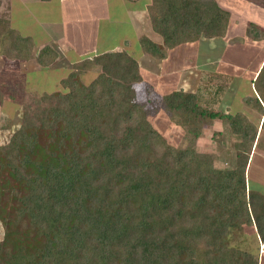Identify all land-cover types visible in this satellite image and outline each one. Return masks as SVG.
<instances>
[{
    "label": "trees",
    "instance_id": "16d2710c",
    "mask_svg": "<svg viewBox=\"0 0 264 264\" xmlns=\"http://www.w3.org/2000/svg\"><path fill=\"white\" fill-rule=\"evenodd\" d=\"M149 11L167 48L224 36L230 19L215 0H155ZM1 14L0 50L9 63L34 59L47 67L56 60L50 46L35 53L33 39ZM140 42L149 54H166L147 37ZM72 65L61 79L64 91L30 101L24 95L20 125L0 143V264H259L225 237L254 223L264 241V195L246 179L264 134V65L255 81L259 97L244 98L262 115L260 126L246 114L211 109L198 93L159 95L147 87L148 103L162 105L154 112L167 111L192 143L202 125L221 119V162L228 155L221 144L237 138L232 168L217 167L213 153L165 143L148 120L150 106L143 111L136 100L142 77L134 56L105 52ZM98 66L86 86L80 74Z\"/></svg>",
    "mask_w": 264,
    "mask_h": 264
},
{
    "label": "crops",
    "instance_id": "0c3cea01",
    "mask_svg": "<svg viewBox=\"0 0 264 264\" xmlns=\"http://www.w3.org/2000/svg\"><path fill=\"white\" fill-rule=\"evenodd\" d=\"M215 1L230 13L226 34L216 38L202 37L173 48L164 45L163 35L151 22L149 7L155 0H13L10 5L11 25L24 37L33 39L35 53L44 46H50L60 55L73 52L72 57L126 51L139 62L143 73L140 83L147 82L154 91L158 90L159 95L179 89L193 93L199 91L200 77L211 65L218 73L224 71V75L231 76V87L242 82L236 96L253 86L257 95L248 96L259 97L255 81L264 65V0ZM239 17L245 20L242 27ZM248 24L260 34L248 33ZM253 33L256 36H252ZM142 37L162 45L166 54L160 58L145 52L140 42ZM175 57L182 61L177 66L169 64ZM73 59L74 64L78 58ZM163 61H168L170 66L163 63V68ZM30 62L39 65L34 59ZM195 68H199L197 72L201 75L196 81L193 79ZM216 88L213 94L219 97L222 87L216 85ZM229 93L233 94V91ZM224 100L231 99L226 97ZM260 188L264 190V187ZM260 188L249 187L264 195ZM249 226L256 237L254 250L248 252L257 255L259 264H264V241L260 239L255 224Z\"/></svg>",
    "mask_w": 264,
    "mask_h": 264
},
{
    "label": "rangeland",
    "instance_id": "374dc122",
    "mask_svg": "<svg viewBox=\"0 0 264 264\" xmlns=\"http://www.w3.org/2000/svg\"><path fill=\"white\" fill-rule=\"evenodd\" d=\"M13 0H0V12H2V16L8 19L11 18V8ZM239 23L242 26L245 24V20L243 17H239ZM251 24H248V26ZM251 31H255L260 34L259 31L255 29H250ZM251 34V33H250ZM249 34V35H250ZM252 36H256L254 33ZM57 60L51 63L49 70V66H39L35 64V62L30 63H21L17 62L18 65L14 66V63H9L7 59L1 54L0 50V143H7L14 133L16 129H18L22 114H23V104L20 103L21 99H23L24 95L29 97L30 100H35L39 98L44 92H57L64 91V87L61 85V79L66 77L69 72L72 70V64L74 62L73 58H85L86 55H79V57H72L74 55L73 52L66 51L64 55H60L57 51ZM93 55V54H92ZM77 59V60H78ZM170 59V58H169ZM168 59V60H169ZM182 62L180 58H173L169 61V64H179ZM168 67V61L162 62ZM10 64H13V66ZM170 66V65H169ZM164 68V67H163ZM199 68L193 69L195 72L194 81L198 79L201 75H199ZM101 67L98 66L96 70L84 71L80 74V80L86 85H90V83L97 77L100 73ZM140 75L142 73L139 70ZM218 73L215 68L210 65L209 68L203 73V76L200 77V90L195 92L198 93L202 102L207 104L213 110L223 111L227 114H236L243 113L252 120L256 125L260 126L262 117L260 114L255 112L254 108H251L245 104L244 98L248 94L255 95L254 88L252 86L251 90L238 92L239 95L236 96L237 91L240 89V85L233 84L234 87L230 85L232 81L231 76L224 75V71H220ZM143 74V73H142ZM199 75V76H197ZM207 75V76H206ZM191 77V76H190ZM192 79V77H191ZM249 82V81H248ZM216 85L222 87L219 89L221 92L219 97H216L213 93L216 90ZM150 87V84L145 83H136L135 91H136V100L139 104L143 105V111L150 106V113L148 114V120L151 121L152 126L156 129L163 138H165V143L167 145H171L173 147L178 148H193L199 152L203 153H213L217 156V160H215V164L219 168H232L235 165V149L233 146V142L237 140L234 136H228L225 142L221 144V147H224L226 151H228L227 159L224 162H221L222 159H219L222 156L220 152L219 139H221L219 134H215L217 131L223 132L224 125L222 120L216 118L214 122L210 125H202L201 135L195 139L192 143L190 138L187 137V133L180 124H178L174 119L171 118L167 111H162V109H158L154 112V106L158 105V102L154 104L148 103V99L150 98L147 93V87ZM236 86V87H235ZM238 89V90H237ZM157 91V92H156ZM155 92L157 94L158 90ZM233 91V94L229 92ZM236 91V92H235ZM219 93V92H218ZM257 95V94H256ZM233 96V98H231ZM226 97L231 100H224ZM243 97V99H242ZM213 100L215 102H213ZM235 100V101H234ZM234 101V102H233ZM244 103H240V102ZM206 102V103H205ZM238 102V104H236ZM145 105V106H144ZM162 107L161 103L158 105ZM157 150L161 154L163 151V146L161 143L157 141L156 143ZM253 158V160H252ZM252 160V162H251ZM247 182H249V187L252 185L256 187H264V134L261 135L255 141L253 151L250 157V162L247 167ZM252 184V185H251ZM263 193L264 190L260 188ZM211 212V211H210ZM214 215V214H213ZM250 224H243L240 227L231 228L227 234L226 241L231 246L237 247L238 249L245 251H252L255 248V233L252 230ZM5 228L0 220V241L4 238ZM263 250V249H262Z\"/></svg>",
    "mask_w": 264,
    "mask_h": 264
}]
</instances>
